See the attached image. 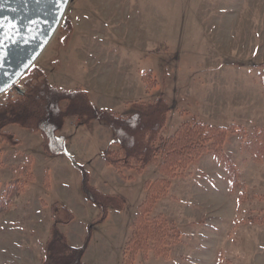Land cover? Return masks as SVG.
Masks as SVG:
<instances>
[{"label":"rangeland","instance_id":"374dc122","mask_svg":"<svg viewBox=\"0 0 264 264\" xmlns=\"http://www.w3.org/2000/svg\"><path fill=\"white\" fill-rule=\"evenodd\" d=\"M65 16L77 17L70 38L61 22L33 64L56 85L87 89L98 107L121 115L133 112L130 102L163 96L171 107L165 136L191 115L248 134L264 126V0H70ZM16 88L0 103L15 99ZM6 130L19 144L0 140V264H41L54 202L74 215L58 224L71 245L82 244L91 224L88 264H125L124 243L157 167L118 174L102 154L113 134L100 120L86 126L68 118L59 132L67 149L57 156L43 152L38 132ZM240 142L231 134L223 148L237 166V184L214 153L171 181L151 216L172 220L182 240L167 258L139 252L133 264H264V223H249L264 218V159L252 160ZM71 160L98 189L118 194L123 209L92 224L98 211L81 193Z\"/></svg>","mask_w":264,"mask_h":264},{"label":"trees","instance_id":"16d2710c","mask_svg":"<svg viewBox=\"0 0 264 264\" xmlns=\"http://www.w3.org/2000/svg\"><path fill=\"white\" fill-rule=\"evenodd\" d=\"M62 26L68 32L66 39H69L73 23L67 16ZM24 77L23 91L15 99L7 98L4 103H0V140L10 146L18 145L19 140L6 130L8 126L16 125L38 132L43 152L57 156L67 149V139L59 132L68 118L80 117L86 126H90L94 120H100L113 134L110 145L102 154L118 174L129 169L141 175L147 166L157 167L160 175L153 181H145V197L137 207L130 236L124 243L122 256L125 264H133L139 252L144 255L151 252L155 257L167 258L172 247L180 244L183 237L181 229L161 214L151 216V212L157 201L168 194L171 181L183 177L184 171L199 162L201 157L214 153L217 161L224 165L229 183H238L237 166L223 152L231 134L240 135V144L252 160L264 159V126L254 128L248 134L243 126L234 123L227 126L212 125L191 115L189 119L181 121L173 133L165 136L171 107L163 96L130 102L133 112L121 115L98 107L84 89H65L51 83L46 73L35 65ZM142 79L147 87L156 83L150 81V73L143 74ZM262 83L264 85V78ZM16 87L15 84L11 89ZM71 161L80 175L81 193L98 211L92 224L105 221L111 208L117 211L123 209L124 202L118 194L98 189L92 184L89 171L83 165ZM50 211L53 223L45 242L41 264H88L83 257L92 234L91 224L87 227L82 244L73 246L58 224L69 223L74 215L59 202H54ZM249 223L262 224L264 218L250 219Z\"/></svg>","mask_w":264,"mask_h":264},{"label":"water","instance_id":"95a60500","mask_svg":"<svg viewBox=\"0 0 264 264\" xmlns=\"http://www.w3.org/2000/svg\"><path fill=\"white\" fill-rule=\"evenodd\" d=\"M70 0H0V95L32 67L64 19Z\"/></svg>","mask_w":264,"mask_h":264},{"label":"crops","instance_id":"0c3cea01","mask_svg":"<svg viewBox=\"0 0 264 264\" xmlns=\"http://www.w3.org/2000/svg\"><path fill=\"white\" fill-rule=\"evenodd\" d=\"M76 18L77 17H71V21L73 22V24H75V23H77V20H76ZM50 81L52 80V79H50V78H48ZM52 82V81H51ZM53 83V82H52ZM53 84H55V83H53ZM56 85V84H55ZM84 89V88H83ZM84 90H86L88 93H89V90H87V89H84ZM89 95H90V93H89ZM91 97V96H90ZM92 99V98H91ZM93 101V100H92ZM94 102V101H93ZM95 103V102H94ZM96 104V103H95ZM97 106H98V104H96ZM87 250H88V248L86 249V251H85V254L87 253ZM85 254H84V257H83V260L85 261ZM86 262V261H85ZM87 263V262H86Z\"/></svg>","mask_w":264,"mask_h":264},{"label":"built area","instance_id":"2783aa9c","mask_svg":"<svg viewBox=\"0 0 264 264\" xmlns=\"http://www.w3.org/2000/svg\"><path fill=\"white\" fill-rule=\"evenodd\" d=\"M23 89H24L23 86H18V87L16 88V91H15L16 94L18 95L20 92L23 91ZM11 90H13V89H10V90H8V91H11ZM8 91H7V92H8ZM17 95H16V96H17ZM13 98H14V96L11 97V99H13Z\"/></svg>","mask_w":264,"mask_h":264}]
</instances>
